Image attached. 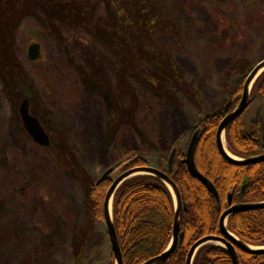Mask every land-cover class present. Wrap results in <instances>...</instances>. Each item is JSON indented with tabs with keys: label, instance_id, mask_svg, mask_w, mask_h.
<instances>
[{
	"label": "rangeland",
	"instance_id": "rangeland-1",
	"mask_svg": "<svg viewBox=\"0 0 264 264\" xmlns=\"http://www.w3.org/2000/svg\"><path fill=\"white\" fill-rule=\"evenodd\" d=\"M122 1L125 9L138 0ZM147 2L175 28L151 31L140 48L170 61L178 83L158 78L150 85L125 70L109 48L110 31L77 7L68 16L55 4L51 18L36 10L15 35L0 21L9 87L0 80V264H24L29 256L32 264H76L81 234V264H109L105 222L88 224L86 186L131 156L165 169L173 148L186 152L206 114L223 117L236 107L239 87L264 58V0ZM99 13L110 28L116 23L107 2ZM32 42L41 44L35 61L27 55ZM23 98L72 167L56 164L51 149L25 137L18 109ZM242 114L246 128L251 119L264 122V97H252ZM223 141L227 148L225 133ZM120 173L118 167L111 177Z\"/></svg>",
	"mask_w": 264,
	"mask_h": 264
},
{
	"label": "trees",
	"instance_id": "trees-1",
	"mask_svg": "<svg viewBox=\"0 0 264 264\" xmlns=\"http://www.w3.org/2000/svg\"><path fill=\"white\" fill-rule=\"evenodd\" d=\"M106 2L116 10L118 16L111 28L99 15ZM55 4L66 8L68 16L73 14V9L78 8L82 10V15L91 17L92 24L98 26L102 24L104 29L109 30L112 42L109 48L119 54L125 70L140 77L146 84L154 85L158 78L170 81L176 79V70L170 61H163L156 51L148 54L140 48L139 40L146 38L151 31H168L175 28V25L165 20L159 11L152 10L147 0L127 4L125 9L122 8V0H0V21H3L7 27L11 24L12 34L15 35L26 18L37 14L36 10L44 11L46 16L55 13L53 11L56 8L53 7ZM140 33L146 34H141L136 39ZM5 38L9 42L8 32ZM61 39L63 40L62 36ZM1 49L2 45H0V80L4 86H7L6 88H9L8 66L1 60L3 57ZM11 59L12 57L9 58V63L13 69L16 63ZM239 90L242 88L239 87ZM255 96L264 97V71L252 86L250 99ZM113 116L115 114H112ZM37 118L42 124L40 117ZM221 119L222 116L217 114L204 116L198 127L200 134L194 152L197 169L213 183L218 192L219 201L215 200L200 181L190 175L182 162L185 153L177 149L175 169L170 177L180 192L182 202L186 205L181 225L183 238L171 255L157 264H184L186 254L193 242L205 235L220 233L218 220L227 207L225 197L232 187H235L232 196L233 204L264 200V161L242 166L225 160L219 153L215 141L216 129ZM263 128L264 122L255 118L248 122V128H246L243 114H241L233 119L225 130L227 149L242 158L263 153L264 150L260 147V134ZM22 132L31 140L24 128ZM46 149H51V158L56 164L66 169L72 167L65 151L52 148V143ZM144 157L143 155L133 156L121 166V172L135 165H149ZM245 177L246 182L241 191L242 180ZM113 179L108 177L101 181H92L86 186L88 224L91 228L97 221H104L103 201ZM112 218L122 252V263L142 264L160 254L170 241L174 218L171 192L161 180L152 175L131 177L125 180L113 195ZM227 228L246 243L264 246V208L231 214L227 218ZM85 242L86 237L81 234L77 239L76 264H81L85 258ZM238 254L242 264H264V253L249 254L238 250ZM24 264H32V257L26 258ZM109 264H114L112 252ZM192 264L233 263L226 249L215 244H207L198 249Z\"/></svg>",
	"mask_w": 264,
	"mask_h": 264
},
{
	"label": "water",
	"instance_id": "water-1",
	"mask_svg": "<svg viewBox=\"0 0 264 264\" xmlns=\"http://www.w3.org/2000/svg\"><path fill=\"white\" fill-rule=\"evenodd\" d=\"M27 55L28 58L33 61L40 59L42 56L41 44L38 42L30 43L27 47ZM263 71H264V58L259 60L251 68V70L249 71V73L247 74L244 80L241 97L236 107L222 117L216 129L215 141L218 151L225 160H227L229 163L234 165L243 166V165L254 164L260 161H264V152L260 154L248 156L245 158L237 157L233 155L225 147L223 141V136L228 124L233 119L240 116L248 106L250 102V93L252 86ZM18 109L23 127L30 136V138L32 139V141L43 147L49 146L51 144L50 135L47 133V131L41 124L40 120L30 112L29 101L27 98H23L20 101ZM199 134H200V128H196L188 141L185 156L182 159V162L186 165L190 175L196 178L198 181H200L205 186L207 191L215 198V200L219 201V195L215 186L206 176L200 173L194 162V152ZM131 158L132 156L126 158L122 162H118L117 164L109 167L101 174L100 178L97 181H101L103 179L111 177V175L116 171L118 167H121L125 162H127ZM175 161H176V148H173L167 159L165 169H159L150 165H135L125 169L112 180V183L108 188L103 201V218L107 228V234L111 245V252L114 257V264H123V263H122V252L112 218L113 195L116 189L125 180L134 176L152 175L158 178L168 187L174 202V218H173L172 232L167 247L160 254L149 258L148 260L144 261L142 264H157L165 261L175 250L176 246L179 243H181L183 238L181 225H182L183 212L186 210V205L182 202L180 192L176 184L170 177V174L175 169ZM245 182H246V177L242 180L241 191L244 188ZM234 188L235 187H232L227 192L225 197V204L227 207L221 213L218 220L220 233L216 235L214 234L205 235L203 237L198 238L195 242H193V244L190 246L186 254V259L184 264H192L193 258L196 252L198 251V249L207 244H216L226 249V251L230 254L233 264H242L238 254V250L249 254L264 253V246H255L246 243L227 228V218L231 214L238 211L264 208V200L258 202H245V203L233 204L232 196H233Z\"/></svg>",
	"mask_w": 264,
	"mask_h": 264
},
{
	"label": "flooded vegetation",
	"instance_id": "flooded-vegetation-1",
	"mask_svg": "<svg viewBox=\"0 0 264 264\" xmlns=\"http://www.w3.org/2000/svg\"><path fill=\"white\" fill-rule=\"evenodd\" d=\"M31 112V111H30Z\"/></svg>",
	"mask_w": 264,
	"mask_h": 264
}]
</instances>
